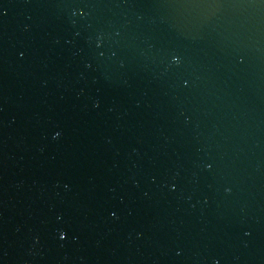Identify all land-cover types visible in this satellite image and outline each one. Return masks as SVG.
<instances>
[{
    "label": "water",
    "instance_id": "1",
    "mask_svg": "<svg viewBox=\"0 0 264 264\" xmlns=\"http://www.w3.org/2000/svg\"><path fill=\"white\" fill-rule=\"evenodd\" d=\"M0 264H264V0H0Z\"/></svg>",
    "mask_w": 264,
    "mask_h": 264
}]
</instances>
